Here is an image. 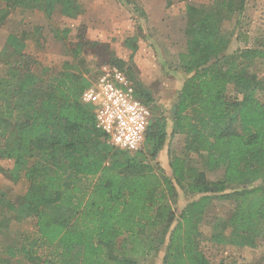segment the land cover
Segmentation results:
<instances>
[{
    "label": "trees",
    "instance_id": "obj_1",
    "mask_svg": "<svg viewBox=\"0 0 264 264\" xmlns=\"http://www.w3.org/2000/svg\"><path fill=\"white\" fill-rule=\"evenodd\" d=\"M245 1L186 7L187 42L179 54L186 77L170 130L184 136V151L170 158V175L155 168L166 121L153 117L151 95L133 66L120 58L106 61L125 73L151 112L142 148L129 152L107 143L92 106L80 101L90 83L78 59L93 44L84 25L66 44L74 62L56 71L25 52L21 35L7 36L0 51V159H12L13 167L0 170L12 182L23 179L26 188L14 197L0 191V237L11 219H33L35 233L20 243L1 241L0 264H137L130 255L137 240L147 252L163 248L162 264H212L200 248L199 230L215 198L232 199L234 206L216 220L211 240L257 245L264 236V100L256 96L260 82L250 66L264 59V38L228 52L231 39L220 27ZM18 7L37 8L47 19L55 11L71 19L82 13L77 0H0V24ZM134 41L124 42L135 48ZM190 155L204 169H222L220 178L207 179ZM177 187L188 199L178 214Z\"/></svg>",
    "mask_w": 264,
    "mask_h": 264
},
{
    "label": "rangeland",
    "instance_id": "obj_2",
    "mask_svg": "<svg viewBox=\"0 0 264 264\" xmlns=\"http://www.w3.org/2000/svg\"><path fill=\"white\" fill-rule=\"evenodd\" d=\"M130 1L132 3L126 5L119 0H77L82 13L72 19L57 12L47 19L37 8L18 7L7 21L10 26L0 28V44L8 31H24L25 52L56 71L65 61L74 62L66 44L76 41L77 29L84 25L85 35L93 44L81 54L82 61L77 58L78 71L91 84L98 78L101 66L112 58H120L133 66L137 79L151 95L149 104L153 117H162L166 121L167 137L156 157L155 168L160 174L170 175V158L182 156L184 151V136L170 135V130L172 108L186 77L179 69V54L185 50L187 42L184 33L188 21L186 7L193 5L202 10L213 5L215 0ZM140 10L144 16L139 15ZM220 27L221 33L231 39L228 52L245 45H255L257 38H264V0H246L244 8L223 19ZM64 29L69 30L66 36L61 33ZM131 36L135 37V48L124 42ZM250 70L260 82L256 96L264 100V59H255ZM188 160L204 171L209 180H216L222 175V169H204L196 155H190ZM16 185L11 187L12 190L4 188L8 190L7 196L14 197L26 188L22 182ZM176 190L177 199L173 207L178 214L188 199L181 188ZM233 206L232 199L212 200L200 224L201 250L212 264H264V236L257 240L254 247L217 244L211 240V229L216 220L227 218ZM33 223L31 218L23 221L11 219L6 234L0 237V243H20L32 237L35 233ZM163 253V248L147 252L137 240L135 251L130 255L137 264H162Z\"/></svg>",
    "mask_w": 264,
    "mask_h": 264
},
{
    "label": "built area",
    "instance_id": "obj_3",
    "mask_svg": "<svg viewBox=\"0 0 264 264\" xmlns=\"http://www.w3.org/2000/svg\"><path fill=\"white\" fill-rule=\"evenodd\" d=\"M80 101L90 104L96 126L107 136V143L120 150L134 152L143 146L151 112L134 94L123 71L104 64L95 82L81 93Z\"/></svg>",
    "mask_w": 264,
    "mask_h": 264
},
{
    "label": "crops",
    "instance_id": "obj_4",
    "mask_svg": "<svg viewBox=\"0 0 264 264\" xmlns=\"http://www.w3.org/2000/svg\"><path fill=\"white\" fill-rule=\"evenodd\" d=\"M16 9H18V8H16ZM13 10H15V9H13ZM12 10V11H13ZM10 12V14L8 15V17L4 20V22L3 23H1L0 24V28H8V27H5V25L7 26V25H9L10 26V24H7V21H9V17H11V14H13V12ZM55 12H57V11H55ZM54 12V13H55ZM57 13H59V12H57ZM59 15L61 16V14L59 13ZM63 16V15H62ZM66 17V16H65ZM10 34H18V35H21L23 38H25L26 37V32H24V31H20V33H14V32H11V31H8L7 32V34L5 35V37H4V40H3V42H2V44H0L1 46H0V51L2 50V48L5 46L4 44H6L5 42H6V38H7V36L8 35H10ZM25 40V39H24ZM25 42V41H24ZM3 70H4V68L2 67V65L0 64V75L2 74V72H3ZM12 167H13V160L12 159H0V168H2V169H12ZM25 183L24 182V180L22 179V180H20V181H18V182H12L9 178H7L4 174H3V172H1V170H0V191L2 192V191H5L6 193L8 192V190H5L4 188H8V189H10V190H12V188H15L17 185L16 184H18V183ZM12 187V188H11ZM25 191V189L22 191V193Z\"/></svg>",
    "mask_w": 264,
    "mask_h": 264
}]
</instances>
